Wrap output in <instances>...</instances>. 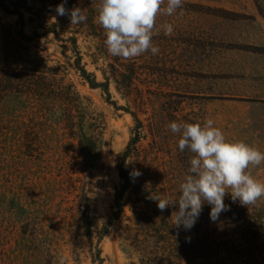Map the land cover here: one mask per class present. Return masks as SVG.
I'll return each mask as SVG.
<instances>
[{
    "label": "rangeland",
    "instance_id": "rangeland-1",
    "mask_svg": "<svg viewBox=\"0 0 264 264\" xmlns=\"http://www.w3.org/2000/svg\"><path fill=\"white\" fill-rule=\"evenodd\" d=\"M3 15L0 65L2 26L16 18ZM163 22L172 23L174 31L170 36L163 31L153 36L159 53L138 56L140 62L148 60L163 69L152 76L154 90L186 94L183 112L194 109L204 119L212 118L229 140H243L264 152V0H184L172 16H158L157 25ZM80 42L89 70L105 80L103 69L109 58L99 53V37L84 34ZM50 50L52 57L64 60L55 47ZM93 51L98 53L95 60ZM70 77L106 114L100 158L87 170L73 167L58 116L42 134L40 152L27 155L23 139L30 102L21 95L7 99L5 112L18 121L0 146V264H100L94 261L98 249L104 264L130 261L119 241L127 220L112 215L117 210L116 188L123 183L120 160L136 122L130 111L117 109L103 89L92 88L74 69ZM111 91L118 104L128 103L114 82ZM159 100L157 96L156 102L147 104L148 113L133 102L130 106L148 125ZM145 130L148 137L142 142L148 144L152 136L148 126ZM250 171L264 182V165ZM88 202L93 208V231L80 229L75 239L71 231L78 228L75 218ZM257 202L264 207V198ZM126 211L132 213L130 206Z\"/></svg>",
    "mask_w": 264,
    "mask_h": 264
},
{
    "label": "trees",
    "instance_id": "trees-1",
    "mask_svg": "<svg viewBox=\"0 0 264 264\" xmlns=\"http://www.w3.org/2000/svg\"><path fill=\"white\" fill-rule=\"evenodd\" d=\"M62 2L0 0V13L4 17H16L2 26L0 146L18 121L6 114L5 103L9 97L21 95L30 102L25 110L29 122L23 139L27 155L40 152L42 134L47 133L50 120L58 116L63 125L62 136L74 159L73 167L87 170L97 163L107 127L106 114L91 96L82 94L70 77L74 69L92 88L103 89L107 100L117 109L130 111L136 122L132 139L120 160L123 183L116 188L117 210L112 215V218L127 220L119 232V241L130 258L128 264H264V207L258 202L250 207L241 206L239 202L233 203L230 195L226 196L225 203L231 210L222 213L215 223L210 220L211 206L205 204L195 225L185 230L183 226L179 229L173 226L172 207L161 212L157 202L147 198L153 193L169 200L178 199L179 185L190 167L193 154L187 149L179 150L180 137L167 125L172 121L203 123L205 119L194 109L183 112L186 94L154 90L152 76L162 68L151 65L148 60L140 62L138 57L122 60L107 52L105 32L96 22L98 0L95 3L67 0V8L80 7L87 16L85 22L74 25L67 16H58L54 11ZM84 34L99 37V53L109 58L103 69L105 80H99L96 72L88 68L80 42ZM50 46L62 53L64 60L52 57ZM91 57L97 59L98 53L93 51ZM112 82L128 100L127 104L113 100ZM157 96L161 105L154 108L146 125L138 112L131 109L130 102L148 113L147 104L154 103ZM147 126L152 139L144 144ZM134 170H139L140 175H132ZM86 205V208L80 207L75 218L78 228L71 230L75 239L80 229L93 231V208L90 202ZM126 206H130L131 214ZM104 260L98 249L94 261L104 264Z\"/></svg>",
    "mask_w": 264,
    "mask_h": 264
},
{
    "label": "clouds",
    "instance_id": "clouds-1",
    "mask_svg": "<svg viewBox=\"0 0 264 264\" xmlns=\"http://www.w3.org/2000/svg\"><path fill=\"white\" fill-rule=\"evenodd\" d=\"M66 3L63 0L55 7L58 16H67L71 25L87 20L80 7L69 9ZM183 3L184 0H98L96 22L105 32L107 52L122 60L149 51L158 54L153 36L161 31L170 36L174 26L169 22L157 25V18L172 16ZM167 127L179 135V150L187 149L193 154L190 167L179 185L178 199L169 200L153 193L147 198L156 201L161 212L169 207L174 209L170 216L174 227L190 230L205 204L211 206L210 220L217 222L222 213L231 210L225 203L229 195L233 203L247 207L264 198V182L250 171L264 165V152L258 147L243 140H229L212 118H205L203 123L172 121ZM132 175H140L139 170H134Z\"/></svg>",
    "mask_w": 264,
    "mask_h": 264
}]
</instances>
